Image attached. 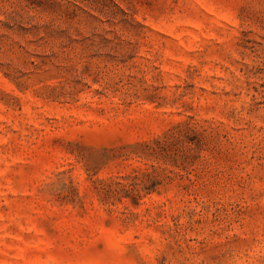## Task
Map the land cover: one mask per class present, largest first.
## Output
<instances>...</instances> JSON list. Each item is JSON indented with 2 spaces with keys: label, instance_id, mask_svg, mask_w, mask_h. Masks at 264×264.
I'll return each instance as SVG.
<instances>
[{
  "label": "rangeland",
  "instance_id": "rangeland-1",
  "mask_svg": "<svg viewBox=\"0 0 264 264\" xmlns=\"http://www.w3.org/2000/svg\"><path fill=\"white\" fill-rule=\"evenodd\" d=\"M0 264H264V0H0Z\"/></svg>",
  "mask_w": 264,
  "mask_h": 264
},
{
  "label": "trees",
  "instance_id": "trees-1",
  "mask_svg": "<svg viewBox=\"0 0 264 264\" xmlns=\"http://www.w3.org/2000/svg\"><path fill=\"white\" fill-rule=\"evenodd\" d=\"M76 1L85 2V1H93V0H76Z\"/></svg>",
  "mask_w": 264,
  "mask_h": 264
}]
</instances>
